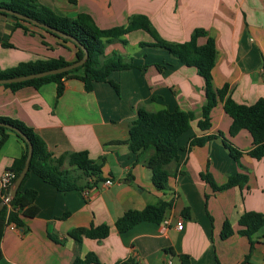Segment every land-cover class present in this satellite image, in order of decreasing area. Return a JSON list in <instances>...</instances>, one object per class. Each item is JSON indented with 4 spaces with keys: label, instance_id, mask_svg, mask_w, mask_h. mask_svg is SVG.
I'll use <instances>...</instances> for the list:
<instances>
[{
    "label": "crops",
    "instance_id": "1",
    "mask_svg": "<svg viewBox=\"0 0 264 264\" xmlns=\"http://www.w3.org/2000/svg\"><path fill=\"white\" fill-rule=\"evenodd\" d=\"M67 17L89 15L103 29L126 26L131 17L146 16L161 38L173 43L189 41L195 30L215 40L216 61L212 82L216 88L229 85L232 100L253 105L264 100V0H38ZM33 32V31H32ZM15 29V20L0 13V71L20 64L63 57L75 59V48L61 46L48 34ZM127 41V45L121 43ZM45 41L48 45H43ZM206 37L199 38L200 45ZM153 42L143 30L133 31L107 47L132 58L129 47L139 48L133 57L142 68L114 71L110 80L119 84L118 94L109 83H95L87 92L77 79L64 81L65 91L57 97V85L18 90L0 85V118L33 127L58 158L87 152L92 160L105 159V182L65 193L31 174L25 188L37 192L38 214L22 229L8 227L3 234L0 264H73L93 253L98 264H264V227L252 238L235 234L223 239L226 221L235 231L245 212L264 214V157L249 155L253 138L246 129L231 131L233 119L218 102L208 116L207 131L198 127L207 98L205 81L196 68L172 59L165 51L143 49ZM139 107L148 111L167 109L192 112L191 129L178 140L177 174L169 178L166 191H158L150 170L136 163L128 145L130 123ZM212 135L201 146L189 147L192 137ZM224 141L241 153L235 161ZM25 151L14 131L0 149V179ZM230 177L242 175L246 182L216 191ZM90 180L82 179L80 186ZM106 181L111 185L107 186ZM174 200L161 224L143 222L125 233L116 221L129 210H142L160 201ZM190 210V218L182 212ZM183 220V229L177 223ZM167 222V223H165ZM108 225L109 236L101 241L84 238L81 244L70 236L77 228ZM253 243V245H252Z\"/></svg>",
    "mask_w": 264,
    "mask_h": 264
},
{
    "label": "trees",
    "instance_id": "2",
    "mask_svg": "<svg viewBox=\"0 0 264 264\" xmlns=\"http://www.w3.org/2000/svg\"><path fill=\"white\" fill-rule=\"evenodd\" d=\"M0 8L24 15L41 24L61 31L68 36H72L89 52V58L86 63L74 70L21 83L4 84V87L15 91L27 86L39 88L42 85L53 82L57 85V97L59 98L65 91L64 81L77 79L83 82L87 92L93 91L95 83L102 82L109 83L120 94L119 84L110 80V74L114 71L142 67L137 66L133 58L126 59L116 52L107 54V47L133 31L143 30L151 36L153 42H141L139 44L141 48L165 51L177 62L196 68L197 73L204 79L207 101L203 106L198 127L203 131L209 129V113L218 102H222L225 112L233 119L231 131L246 129L251 134L254 148L249 152V155L255 159L264 157V100H259L253 105L237 104L229 95V85L226 84L222 88L214 86L212 82V70L215 66L217 50L215 40L208 37L205 31L195 30L189 41L173 43L161 38L150 20L143 15L131 17L126 26L103 30L95 24L89 15L78 14L76 17L62 16L52 9L41 5L38 0H0ZM0 13L10 16L15 20V29L21 28L26 33L31 32V34L38 31L41 36H43L42 34H48L58 39L61 42V46L67 47V45H71L75 48V59L73 61L59 57L23 63L7 72L0 71V79L61 68L83 58L84 51L74 42L59 37L29 21L4 12ZM201 37L207 38L206 43L203 45H200L198 42ZM42 43L45 46L48 45L45 41ZM121 43L127 45V41L125 40H122ZM195 119L196 115L194 113L180 109L175 111L164 109L153 112L148 111L144 107H139L135 118L129 121L130 136L129 140L124 144L128 145L131 153L137 156L136 163H142L150 170L152 183L158 191H166L169 188V178L177 174L180 160L178 140L191 129V123ZM0 122L19 128L29 139L33 147L30 168L21 187L17 195L0 213L1 261L3 257L1 241L4 231L10 226L18 229L24 228L26 220L34 218L39 212V209L35 205L37 192L25 188L26 181L31 174L37 175L44 182L54 186L62 193L97 186L105 182L106 179L102 174L105 164L104 158H100L97 161L92 160L89 158L87 152L69 153L56 158L48 150L43 139L35 133L33 127L5 118H0ZM9 131L12 130L0 126V149L7 140ZM17 136L25 144V151L19 159L14 161L9 170L15 174L13 183L23 170L28 155L27 143L18 134ZM214 138L215 136L212 135L192 137L189 141V147L201 146ZM223 143L230 156L235 161H238L241 153L228 142L224 141ZM87 178L90 182L86 180L85 184L80 186V181ZM203 178L216 191H225L235 186L241 187L246 182L245 176L237 175L236 177H230L227 184L217 186L209 174L203 175ZM8 192V189H0V202L6 198ZM173 206L174 200H161L158 204L148 205L142 210H129L116 221L115 227L120 233H125L143 222L161 224ZM182 215L185 218H190L189 208H185ZM238 226L239 229L235 231L231 223L226 221L221 237L227 239L237 233L252 238L264 227V214L245 212L239 219ZM109 234L110 227L108 225L92 226L89 229L77 228L70 232V236L77 244H81L84 238L101 241L106 239ZM180 258L183 264H189L188 256L181 255ZM73 264H98V260L93 253H89L83 260L75 259Z\"/></svg>",
    "mask_w": 264,
    "mask_h": 264
},
{
    "label": "water",
    "instance_id": "3",
    "mask_svg": "<svg viewBox=\"0 0 264 264\" xmlns=\"http://www.w3.org/2000/svg\"><path fill=\"white\" fill-rule=\"evenodd\" d=\"M0 12H4L6 14L13 15L17 18L29 21L34 25L45 28V29L49 30L50 32L56 34L59 37H62L64 39H68V40L74 42L77 46H79L84 51V56L81 60L74 62L68 66H64L61 68L52 69V70H48V71H43V72H39V73H32V74L23 75V76L0 79V85L21 83V82H25V81L34 80V79L44 78V77L51 76V75L69 72L71 70H74V69L84 65L86 63V61L88 60L89 52L76 38H74L72 36H68V35L62 33L61 31H58V30H56L50 26L41 24L36 20L30 19L24 15L12 12L10 10L0 8ZM0 126L5 127V128H9L12 131H14L16 134H18L20 137H22L28 145V155H27V159L25 162V166H24L23 170L21 171L20 175L18 176V178L16 179V181L10 186L9 192H8V195L6 196V198L0 202V213H1L3 208L17 195V192L20 189V187H21V185H22V183H23V181H24V179H25V177L29 171L30 161H31V158L33 155V147L31 145L29 139L25 136V134L19 128L15 127L13 125H10V124L2 123V122H0Z\"/></svg>",
    "mask_w": 264,
    "mask_h": 264
},
{
    "label": "built area",
    "instance_id": "4",
    "mask_svg": "<svg viewBox=\"0 0 264 264\" xmlns=\"http://www.w3.org/2000/svg\"><path fill=\"white\" fill-rule=\"evenodd\" d=\"M15 180V174L11 171H7L3 174V176L0 179V189H8L13 184V181ZM106 185H111L110 181H106ZM167 223V222H165ZM177 229L182 230L183 229V220H180L177 223Z\"/></svg>",
    "mask_w": 264,
    "mask_h": 264
},
{
    "label": "rangeland",
    "instance_id": "5",
    "mask_svg": "<svg viewBox=\"0 0 264 264\" xmlns=\"http://www.w3.org/2000/svg\"><path fill=\"white\" fill-rule=\"evenodd\" d=\"M137 50H139V48L137 47V46H135V45H131L130 47H129V52H130V55L129 56H132V58L133 57H136L135 56V53L137 52Z\"/></svg>",
    "mask_w": 264,
    "mask_h": 264
}]
</instances>
